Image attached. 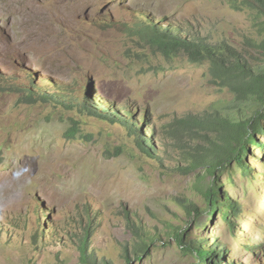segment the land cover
Instances as JSON below:
<instances>
[{"label":"rangeland","instance_id":"rangeland-1","mask_svg":"<svg viewBox=\"0 0 264 264\" xmlns=\"http://www.w3.org/2000/svg\"><path fill=\"white\" fill-rule=\"evenodd\" d=\"M11 1L0 0V264H80L84 233L98 264H196V252L175 241L181 229L187 242L218 247L222 264H264V133L255 137L263 148L249 146L247 172L238 163L215 178L202 167L187 172L203 137L219 132L207 125L226 115L234 96L214 84L208 61L165 55L144 30L186 25L191 36L228 45L264 69L258 7ZM115 114L131 124L109 123ZM214 180L220 203L228 198L238 214L205 211L203 191ZM189 202L198 209L190 217ZM137 227L148 245L140 258Z\"/></svg>","mask_w":264,"mask_h":264},{"label":"trees","instance_id":"trees-1","mask_svg":"<svg viewBox=\"0 0 264 264\" xmlns=\"http://www.w3.org/2000/svg\"><path fill=\"white\" fill-rule=\"evenodd\" d=\"M250 2L257 6L264 15V0H250ZM144 30L147 31L150 45L165 55L183 53L192 62L208 61L214 84L219 88L227 89L234 96L233 102L225 106L227 109L226 115L221 116L219 114L214 116L207 125L218 129L219 132L215 138L209 136V134L203 137L205 145L200 149L202 153L198 156L200 151L198 150L197 154L192 156L196 160L189 162L187 172L202 167L207 175L215 178L217 172L229 169L234 163L241 165L244 172H247L249 168L244 162V158L249 151V146L255 145L258 148H263L258 145L255 137L264 133V69H261L260 65L249 63L241 53L228 45L217 46L191 36L186 25H157L152 22L145 25ZM172 31L175 34H171ZM260 44L264 48V40ZM52 100L59 104L67 102L65 97H61V100H56L54 97ZM247 105L256 106L249 111L246 108ZM97 108L95 107L94 109L98 111ZM99 116L103 119L105 115L100 113ZM118 119L120 125L128 127L131 124L127 123V119L119 117L118 114H115L114 118L108 121L109 123H116ZM133 123L135 130H137L136 122ZM178 124L184 127L186 122H179ZM135 130L132 128L131 131L138 133ZM142 137L144 138V135ZM164 146L166 147L167 145L164 143ZM142 150V153L147 157L153 156L151 150L143 144ZM163 152L166 154L165 156H168V151L164 150ZM203 197L207 201L205 211L211 215L217 211L224 212L226 216L240 212L238 206L226 197V204L220 203L221 193L215 180L210 186L205 188ZM185 204L189 217L197 213L198 209L193 206V203ZM134 230L138 239L135 252L136 256L140 258L142 254L148 252V245L145 235L140 233L141 229L137 227ZM174 236L176 243L184 251L191 254L196 252L198 259L196 264H222V251H219L218 247H206L203 243H198L197 241L187 242L183 236L182 229L176 230ZM88 241L89 234L84 233L78 246L80 264H98L95 262L93 254L87 251Z\"/></svg>","mask_w":264,"mask_h":264},{"label":"bare ground","instance_id":"bare-ground-1","mask_svg":"<svg viewBox=\"0 0 264 264\" xmlns=\"http://www.w3.org/2000/svg\"><path fill=\"white\" fill-rule=\"evenodd\" d=\"M13 2V0L11 1V3ZM10 3V4H11ZM45 27H47V28H45ZM54 27V26H53ZM43 28H44V31L45 32H49L50 34L53 32V28L47 23V22H45V23H43ZM31 31V30H30ZM33 32V31H32ZM32 32H30V34L32 33ZM36 32V31H35ZM34 33V32H33ZM32 33V34H33ZM50 34H47V35H50ZM43 35H44V33H43ZM41 36V35H40ZM30 37V36H29ZM32 37H34V36H32ZM38 38V37H37ZM33 39V38H32ZM48 40H50V38L48 39ZM51 40H53V39H51ZM47 42V41H46ZM48 43V42H47ZM42 44V43H41ZM49 44V43H48ZM48 44H46V45H48ZM51 45V44H50ZM14 178V177H13ZM13 180V179H12ZM11 181V180H10Z\"/></svg>","mask_w":264,"mask_h":264}]
</instances>
